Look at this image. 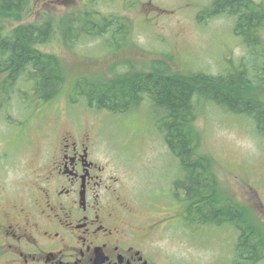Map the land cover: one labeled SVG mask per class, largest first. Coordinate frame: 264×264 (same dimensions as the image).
<instances>
[{"label": "rangeland", "instance_id": "374dc122", "mask_svg": "<svg viewBox=\"0 0 264 264\" xmlns=\"http://www.w3.org/2000/svg\"><path fill=\"white\" fill-rule=\"evenodd\" d=\"M208 7L209 0H31L23 23L54 19V37L39 49L57 55L65 67V81L54 98L57 109L39 106L29 81L19 79L13 87H5L8 72H0V101L5 96L10 99L3 109L0 103V151L21 148L23 154L14 162L29 167L52 149L65 129L89 134L97 150L94 156L118 176L115 192L134 205L138 214L143 211L150 215V222H158L150 247L161 264H232L235 232L229 226L190 227L183 221L185 194L175 185L183 175L156 127L164 113L154 110L147 99L139 109L125 113L97 110L74 88L77 80L81 89H87L92 80L108 78L114 67L128 71L147 67L163 54H171L170 64L179 70L218 74L231 66L236 74L244 54H250L247 66L253 62L264 66V47H257L256 59L247 53L233 33V17L208 18L205 13V21H198V12ZM101 16H115L127 27L119 31L115 25L103 35H88L87 19L97 24ZM18 24L11 19L0 22L7 33ZM67 25L71 35L79 33L71 48L65 43ZM260 92L264 98V84ZM23 99L33 107L28 109ZM197 103L198 153L211 158L222 187L237 201L249 204L264 226V137L249 118L205 100ZM257 264H264V258Z\"/></svg>", "mask_w": 264, "mask_h": 264}, {"label": "trees", "instance_id": "16d2710c", "mask_svg": "<svg viewBox=\"0 0 264 264\" xmlns=\"http://www.w3.org/2000/svg\"><path fill=\"white\" fill-rule=\"evenodd\" d=\"M30 3L31 0H0V22L6 19L19 22L8 33L0 26V72L10 70L8 84L19 79L32 83L35 99L54 100L65 81V67L57 55L39 49L54 37V19L48 17L40 23H23L30 13ZM205 13L208 18L233 17L234 35L253 58L260 55L257 47H264V0H209V7L198 12L200 23L205 21ZM87 22L85 31L93 36L103 35L115 25L119 31L127 27L125 21L115 16H101L97 24L91 18ZM65 31V43L71 48L76 45L79 33L71 35L68 25ZM123 33L126 34V29ZM248 55L239 59L236 74L232 73L231 66L213 74L176 69L170 64L171 54H163L152 59L147 67H132L129 71L114 67L108 78L92 80L87 89H81L77 80L74 88L75 94L84 96L87 105L97 110L125 113L139 109L147 99L154 110L164 113L156 127L183 175L175 182L185 194L183 219L187 225L232 228L235 232L232 264H257L264 258V226L249 204L237 201L222 187L211 158L198 153L201 144L195 140L200 139L201 134L196 131L194 122L197 102L205 100L228 113L249 118L256 132L264 137V98L260 95L264 66L257 62L247 66ZM230 62L233 64L234 60Z\"/></svg>", "mask_w": 264, "mask_h": 264}, {"label": "flooded vegetation", "instance_id": "af4514ba", "mask_svg": "<svg viewBox=\"0 0 264 264\" xmlns=\"http://www.w3.org/2000/svg\"><path fill=\"white\" fill-rule=\"evenodd\" d=\"M89 136L65 129L29 167L14 162L21 148L0 151V264H161L150 247L158 222L115 192Z\"/></svg>", "mask_w": 264, "mask_h": 264}]
</instances>
